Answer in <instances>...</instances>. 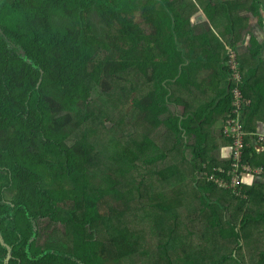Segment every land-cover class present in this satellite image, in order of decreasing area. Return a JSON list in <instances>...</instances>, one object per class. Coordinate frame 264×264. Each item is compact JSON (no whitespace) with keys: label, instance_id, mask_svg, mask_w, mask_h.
<instances>
[{"label":"trees","instance_id":"16d2710c","mask_svg":"<svg viewBox=\"0 0 264 264\" xmlns=\"http://www.w3.org/2000/svg\"><path fill=\"white\" fill-rule=\"evenodd\" d=\"M212 1L204 12L212 26L225 19L220 34L230 49L242 40L233 13L245 8L256 20L245 19L241 27L249 30L245 43L255 70L249 77L242 72L247 88L264 65V39L252 32L255 25L264 34V0H247V7ZM184 5L0 0V231L12 249L8 264H122L150 256L134 228L147 220L141 200L154 192L164 214L149 234L164 264H264V232L255 225L264 213L248 209L238 220L248 201L231 189L211 197L217 187L208 175L224 174L214 170L203 124L213 113L230 116L233 95L197 107L191 100L196 66L209 67L220 53L208 49V39L200 44L193 35L181 37L191 27L177 11ZM140 122L142 131L135 125ZM156 175L168 184L154 189ZM178 176L181 184L191 177L198 185L217 224L211 234L208 228L190 231L184 217H165L172 207L169 184ZM136 198L129 228L121 208ZM189 236L199 237L192 251ZM220 238L230 241L218 243ZM6 256L0 243V264Z\"/></svg>","mask_w":264,"mask_h":264},{"label":"crops","instance_id":"0c3cea01","mask_svg":"<svg viewBox=\"0 0 264 264\" xmlns=\"http://www.w3.org/2000/svg\"><path fill=\"white\" fill-rule=\"evenodd\" d=\"M168 1L170 3H174L178 0ZM238 1L241 2L245 7L249 5V1L247 0H213L212 2L215 5H219L222 3H232ZM206 4L203 6L202 9L200 8L199 3L197 5L194 4L196 6V9L199 10V13L195 18H190V16H188L189 23H191V27L188 28L189 30L187 32H183L181 34V37L188 38L193 35L198 39H201L199 40L200 44L203 43V39H208L210 44V48L208 49H210L214 54L217 55L218 53H220V55L218 56V58H214L216 62H212L209 67L196 66V69L198 70L194 75V79H196V89L192 88L191 90V100L195 103L196 106L198 104L206 105L211 102H216L219 104L220 101H222L220 98L224 93H226L227 95L229 93L232 94L233 88L236 86L239 87L243 96L251 101L250 106H252L249 110L244 111L245 113H243L239 117L243 126L245 125V138L247 143V150L249 153L248 161H250L249 163L254 167L264 168V65L260 66L259 69L255 72L254 75L256 76L249 81L247 88L244 87L245 85H243V82L241 81H239L238 84H234L231 82L230 85L229 78L231 81L230 73L232 72V70L229 68V72H227V68L230 67L229 56L231 53L236 54L237 72H239L241 75H243V72L246 77H249L250 74L255 71L254 69H252V67L254 66L252 63L253 60L251 56L248 55V49L245 43V40L248 39L247 36L249 34V30L246 29L245 31H242L243 29L241 27L243 25L245 26V22L243 21L245 19L249 23L253 24L256 20L252 18L253 16L251 15V13L247 12L245 8L236 11L239 15H237V20H234L237 24L236 28H240L239 32H241L240 37H242V40H238L239 42L237 41L238 43L236 44V46H234L237 50H233L230 49L231 45H227V43L224 41L223 37L220 34L224 32V26L222 25V21H224L225 19H220L219 23L212 26L211 22L209 21L208 17L204 12V7L206 6ZM205 24L207 25L205 26ZM256 29L257 31H255ZM259 31V28L254 25L252 32L260 39H264V34ZM208 32L215 35L222 42L223 47H221L219 40L211 36ZM204 34L208 35V37L201 38ZM179 43L181 48H185L187 46L186 44L182 45L181 41H179ZM212 45L217 48H214ZM217 67H219L221 71L218 72ZM242 85L245 91L242 89ZM249 95L252 98H250ZM203 100L205 102L201 103ZM214 114L215 113H213L212 117L208 122L203 124L204 130L208 135L206 147L209 149L210 154H212L216 159L215 163L217 164V167L215 168H225L224 165L228 166L231 163L232 147L231 140L226 138L223 134L222 127L226 114H223L224 116H221L219 114L215 116ZM226 116H228V114ZM201 178L202 180H206L203 174ZM243 181L244 185L246 186L245 191L247 196L240 198L238 197V199L246 200L250 204H248L246 210L245 208L240 210L237 216L238 220L241 219L242 216H244L245 212L248 209L256 213H264V170L263 172L257 173L255 175L244 176ZM152 182L153 184H155L153 185V187L159 184H168L165 183L163 179H160L158 175L154 176ZM195 184V180L191 179V177L187 178L182 184L179 176L178 178L171 179V184H169L173 188L170 193V202L172 204V207L170 209L171 214L165 217L171 218L172 220H180L181 217H184V220H186L185 224L187 225V228L190 231H193L196 234H200L199 231L208 228L211 234L212 231H215L217 229V224L214 222L212 214H210V208L205 204L201 196V192L199 191L198 185ZM214 185L217 188L213 191L211 197H213V199L215 200H217L219 197L224 196L222 190L229 192V189L220 188L216 184ZM164 189L165 188L163 186L161 188V191L163 193ZM248 189L249 191L253 190V194L250 197L247 193ZM188 194L190 195V198L187 202H185L186 195ZM205 195L207 199H209L208 193H206ZM181 201L183 202V204ZM162 208L163 207L158 203H151L141 209V212L146 215L145 219H147L143 221L140 220L141 234H143L144 231V235L142 238L146 241L148 245H150V238H152V235L149 234V231L151 230L150 228L154 227V221H156L157 224L160 223V220L164 214ZM234 212L235 210L232 211L230 215H232ZM255 225L258 230H263L264 232V216L260 217V222ZM188 238L199 239V237L196 236H189ZM220 239V242L218 240L216 241L218 243L223 244H227L230 241L228 239ZM221 252L225 254L228 252V250H221ZM150 257L151 256H144L143 260H149Z\"/></svg>","mask_w":264,"mask_h":264},{"label":"built area","instance_id":"2783aa9c","mask_svg":"<svg viewBox=\"0 0 264 264\" xmlns=\"http://www.w3.org/2000/svg\"><path fill=\"white\" fill-rule=\"evenodd\" d=\"M230 69L232 72L231 82L238 84L242 81V75L236 70V54L231 53L229 56ZM233 109L224 122L223 134L226 138L231 140V164L228 169L216 168V172L224 174L223 177H217L213 172L208 175L207 181L214 182L218 187L224 189H231L237 196L246 197L245 188L242 186V177L246 175H255L263 172V167H254L244 159V153L247 147L245 142L246 132L240 121V116L249 107L251 101L245 98L239 87H234L232 90Z\"/></svg>","mask_w":264,"mask_h":264},{"label":"rangeland","instance_id":"374dc122","mask_svg":"<svg viewBox=\"0 0 264 264\" xmlns=\"http://www.w3.org/2000/svg\"><path fill=\"white\" fill-rule=\"evenodd\" d=\"M178 1L180 3H185V5H186V6L184 5V7L177 8V11L181 15V19H185L188 16H190V18L191 17L195 18L197 16V14L199 13V10L196 9L195 5H197L199 3L200 4V8L202 9L203 6L206 3H208V0H178ZM202 14H204V13H202ZM237 15H239V14L237 12H234L233 13V19L236 18ZM136 21L141 22V19L139 17H137ZM95 22H97V20H95ZM255 31H257V29ZM217 71L219 72V71H221V69L219 67H217ZM204 102L205 101L203 100L201 103H204ZM199 105L200 104H198L197 106H199ZM125 114H126V112H125ZM112 118H114L115 123L118 122L117 121L118 118H116V117H112ZM129 118H132L131 117V113L129 115ZM133 118H135L134 114H133ZM123 125H124V130L127 131L129 129L128 126H127V122H125ZM135 125L140 131H142L143 124H141V122H140V124L139 123H135ZM0 138L1 139L5 138V136L1 134ZM11 142H14V141H11ZM2 146H4V145L1 144L0 147L2 148ZM13 150H16V147L13 148ZM11 160H14V159H11ZM152 185H155V184H152ZM153 188L156 189L157 186H154ZM164 188L166 189V185H164ZM172 190H173V188L170 189V193H171ZM189 198H190V195L189 194L186 195L185 202H187L189 200ZM141 201L144 203V205H145L144 207L148 206L151 203L163 204V200L160 199V196H158L156 192L153 193L151 198H149L145 194ZM137 203H138V199H137V202L130 203V204L125 205L124 207L121 208V209H124V222H125V225L127 227H129V228H133V225L131 224V221H130V215L132 216V220L134 221V219H133L134 218V214L132 212L136 208ZM110 207H111V205H108V207H103V208L105 209V211H108ZM147 224H149V223H147ZM48 227H47V230L48 229L49 230L53 229V227H51V228H48ZM59 229L62 230V228H59ZM134 230L139 232V237L142 239V241H144L143 238H142L143 235H144V231H143V234H141V226H139V225L135 226ZM168 230H169V228H166V229L163 230V232H167ZM179 231L182 232V229H179ZM152 237H154V236L152 235ZM155 238H156V242H157L158 241L157 240V236ZM185 240L187 241L191 251L194 249L192 247L195 246L198 243V239H195V238H190L189 239L188 237H185ZM144 247L148 248V252H149V254L151 256L149 260L136 259L134 262H132V261H130V262L129 261H127V262L123 261L122 264H164V263H167V260L161 259L162 257L160 255L161 252L159 250V246L154 241H152V238L150 239V245L144 244L141 247V249H144ZM158 252H159V254H158ZM181 253H182V250L179 249L177 251V255H179Z\"/></svg>","mask_w":264,"mask_h":264},{"label":"water","instance_id":"95a60500","mask_svg":"<svg viewBox=\"0 0 264 264\" xmlns=\"http://www.w3.org/2000/svg\"><path fill=\"white\" fill-rule=\"evenodd\" d=\"M0 243H1V245H3L4 247L7 248L8 253H7L6 263H5V264H8L9 261H10V259L12 258V253H11V252H12V249H11V247L5 242L3 236L1 235V232H0Z\"/></svg>","mask_w":264,"mask_h":264},{"label":"flooded vegetation","instance_id":"af4514ba","mask_svg":"<svg viewBox=\"0 0 264 264\" xmlns=\"http://www.w3.org/2000/svg\"><path fill=\"white\" fill-rule=\"evenodd\" d=\"M1 232V231H0ZM7 253H8V251H7ZM12 253V252H11ZM7 257V256H6Z\"/></svg>","mask_w":264,"mask_h":264},{"label":"clouds","instance_id":"9594fccd","mask_svg":"<svg viewBox=\"0 0 264 264\" xmlns=\"http://www.w3.org/2000/svg\"><path fill=\"white\" fill-rule=\"evenodd\" d=\"M250 105H251V104H250ZM243 113H245V112H243ZM243 113H242V114H243Z\"/></svg>","mask_w":264,"mask_h":264}]
</instances>
